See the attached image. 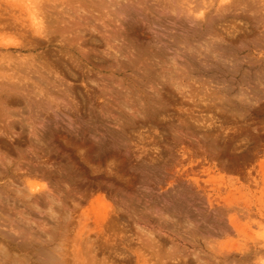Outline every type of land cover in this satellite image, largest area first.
Instances as JSON below:
<instances>
[{"label":"rangeland","instance_id":"obj_1","mask_svg":"<svg viewBox=\"0 0 264 264\" xmlns=\"http://www.w3.org/2000/svg\"><path fill=\"white\" fill-rule=\"evenodd\" d=\"M0 264H264V0H0Z\"/></svg>","mask_w":264,"mask_h":264},{"label":"bare ground","instance_id":"obj_2","mask_svg":"<svg viewBox=\"0 0 264 264\" xmlns=\"http://www.w3.org/2000/svg\"><path fill=\"white\" fill-rule=\"evenodd\" d=\"M69 17H70V16H69ZM77 28H78V27H77ZM48 257H49V256H48ZM45 258H46V256H45ZM45 258H44V259H45ZM46 259H47V258H46ZM51 259H53V258H51ZM47 260H48V259H47ZM49 260H50V259H49Z\"/></svg>","mask_w":264,"mask_h":264}]
</instances>
